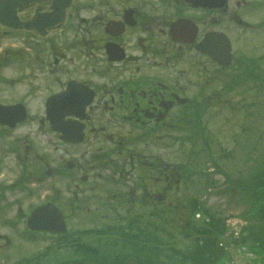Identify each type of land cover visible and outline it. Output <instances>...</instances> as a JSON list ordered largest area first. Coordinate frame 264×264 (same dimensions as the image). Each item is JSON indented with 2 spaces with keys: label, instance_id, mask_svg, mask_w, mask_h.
<instances>
[{
  "label": "flooded vegetation",
  "instance_id": "obj_1",
  "mask_svg": "<svg viewBox=\"0 0 264 264\" xmlns=\"http://www.w3.org/2000/svg\"><path fill=\"white\" fill-rule=\"evenodd\" d=\"M53 1L61 2L62 8L68 3L64 16L61 9L59 13L54 10L50 0H36L31 5L40 8L38 12L31 7L21 10L19 17L31 20L40 14L45 18H62V25L55 29L46 28L44 35L33 29L10 31L3 26L0 31L26 34L28 60L22 70H26L29 78L27 95L39 99V105L28 112L35 119L39 118L44 126L49 125L46 122L48 115L82 118L79 121L83 123L82 142L62 143L61 166L49 169L48 173L61 175L66 184L67 195L59 193L54 198L63 212L66 206L76 205L70 216L79 214V220H83V214L92 222L83 225L80 222V226H73L62 234L42 232L44 236L58 237L61 244L72 248L73 254L41 255L35 262L168 264L165 258L147 253L140 224L137 228H126L109 223L114 219L112 214L140 208L90 204L81 207L77 202L92 200L100 205H113L110 189L102 188L100 184L117 181L119 177L130 183L124 196H128L131 206L137 204L141 192L149 201H156L167 193V186L162 190V184L173 178L172 174L168 177L172 171H167L166 164L154 157L139 158L137 150L124 159H117L112 153L119 151L122 154L128 141L135 144L137 140L144 147H155L153 151L159 147L168 150L167 143L158 139H162L161 136L172 138L184 120H189L190 124L200 104L206 109L209 103L235 102L233 92L241 81L244 64L241 62L243 51L236 46L234 32H243L253 25L247 20L248 16H244L248 10L251 12V1L227 0L220 5L217 0H208L212 6L194 5L190 0ZM37 23L44 28L48 22ZM222 33L227 34L232 43L233 58L228 66L197 48L198 42L208 35H216L218 39L213 50L216 51L219 45L225 50L227 39L221 38ZM66 90L69 103L64 108L71 111L60 113L65 100L48 103L47 99ZM72 154L75 157L70 158ZM142 154L147 157L143 149ZM138 167L144 168L145 172L141 181L134 175ZM37 179L39 181L43 176L27 175L29 182ZM168 188L172 189V186ZM79 230H125L130 237L110 239L111 243L106 245L90 243L82 246L85 241L77 238ZM5 239L9 242L8 237ZM50 244L54 248L59 245L57 239ZM262 244L264 246V241ZM131 257L134 259L127 263Z\"/></svg>",
  "mask_w": 264,
  "mask_h": 264
},
{
  "label": "rangeland",
  "instance_id": "obj_2",
  "mask_svg": "<svg viewBox=\"0 0 264 264\" xmlns=\"http://www.w3.org/2000/svg\"><path fill=\"white\" fill-rule=\"evenodd\" d=\"M256 9L252 17L259 20V16L263 13L264 9L261 7ZM25 35L24 33L4 34L0 31V80H3L0 81V101L14 102L22 100L32 110L33 107L39 105V99L37 97L32 99L27 95V81L29 78L24 73L20 74V72L16 71V64L21 59L24 60L27 57L26 60H28V56L25 55L24 50L26 47ZM235 35L237 36L239 46L243 47L249 56L257 59L264 57V29H261V27L254 29L246 36ZM19 48L23 49L22 54L13 52ZM261 67L264 68V63H262ZM237 89L240 90L241 95L235 96V102L231 103L230 106L219 104L212 107L208 104L207 116L210 118V122L208 123L210 132L214 136H211V145L217 151L213 154L217 159H219L218 155L221 156L222 162H224L222 166L226 171L233 177L240 178L241 176L248 177L251 171H255L254 167L248 163V161H251V158L246 159V157L252 152V146L263 139L264 91H262L261 85L252 80L244 82ZM243 89L248 94L244 93ZM49 131L46 126H41L38 119L35 120L31 116L26 123L18 125L15 129L0 127V193H6L9 200H23L26 211H30L35 205L49 198H54L57 196L55 192H62L65 196L67 195V190L64 188L62 180L56 181L54 179H47V177L42 179L43 183L40 187L38 186L40 181H35L31 184L32 188H29L33 191V194L29 198L26 199L24 195L27 193V190H25L26 183H22V181L26 175L45 174L48 169H57V167L61 166L59 154L64 153L63 145L58 142L59 140L56 135ZM126 137L128 139L132 138L128 135ZM197 144V146L203 148L200 140ZM138 146L139 148L142 147V143L137 142L134 147ZM181 146L183 148L181 153L177 151L176 156H170L179 164L186 156L189 157L190 149L189 142ZM56 148L57 152H55ZM223 148L225 150H222ZM224 151L228 153H223ZM164 152L166 153V151ZM250 156L254 157L253 155ZM73 157L75 156L72 154L70 158ZM167 157L170 158L169 156ZM203 157L205 158L206 155ZM263 158L264 155H262L260 160H263ZM237 159H240V161L246 159V162L244 164L239 163ZM196 163L197 168H202L203 166H206V168L212 167L209 162L208 164L201 165L200 158L197 159ZM215 178L220 186L208 190L206 193L201 192L199 194L202 196L204 206L213 208L222 215L236 212L241 213L247 218V214L245 213H248V205L244 204L241 200L242 197L234 196L231 199L225 195L226 193L221 194L220 191L227 188L228 182H224L220 175H215ZM23 190H25V193H19ZM228 193L230 194V192ZM195 194H197L196 191L192 193V195ZM75 206H70V209H74ZM16 208L17 206L15 205V208L13 207L12 210L9 212L7 210L6 212L9 216L13 215ZM1 221L4 222V219L0 216V231L9 237L10 245L5 246L0 251V258H2L0 259V263L6 261L7 264H12L16 259L22 258L24 255L37 251L41 246H44V244H33V238L41 236H32V238L29 237V247H25V243L24 245L21 243V239L25 240L21 236L24 223H21L19 228L13 231L11 226H9V228L11 227L9 229L7 228L8 226L1 224ZM181 239L182 236L178 232V241L176 240L178 246H186L187 242ZM238 256L239 254L236 256L237 260Z\"/></svg>",
  "mask_w": 264,
  "mask_h": 264
},
{
  "label": "water",
  "instance_id": "obj_3",
  "mask_svg": "<svg viewBox=\"0 0 264 264\" xmlns=\"http://www.w3.org/2000/svg\"><path fill=\"white\" fill-rule=\"evenodd\" d=\"M219 1H224V0H219ZM194 2H200V3H203L201 2V0H195ZM0 5L2 7H6L7 9L10 8V5H11V1L10 0H0ZM2 22V24L4 25H7L9 26L10 28H26V29H30L32 28V24L33 22H17L16 18L14 16H11V14H6V15H3V18L0 19ZM209 39H206V41L204 42H201V44H199L197 47L200 49V50H203V51H206L207 53H210L209 52V43H208ZM230 49H231V46H230V43L229 41L227 42V50L226 52L229 53V58H230ZM223 51V49H221L219 52H218V55H220ZM217 53H215L216 55ZM224 55L222 54L219 58L217 57V59L221 60V62L223 63H226L228 64V60L227 62L223 60V57ZM58 99V97H56ZM26 116V113H25V109L22 105L18 104V105H1L0 104V123H3V124H9V125H15V123L17 121H21L24 119V117ZM54 121H56L55 118H52ZM57 127V129L59 130H63L64 129V126L63 125H55ZM48 207H39V208H36L34 211H33V214L32 217L29 219V225L34 227V228H49L48 226H45V225H38L39 223L42 222H48V217H47V212H48ZM60 223L63 224V221L62 219L60 218L59 219ZM53 231L54 230H64V225L61 227H58L56 225H53V228L50 227Z\"/></svg>",
  "mask_w": 264,
  "mask_h": 264
},
{
  "label": "trees",
  "instance_id": "obj_4",
  "mask_svg": "<svg viewBox=\"0 0 264 264\" xmlns=\"http://www.w3.org/2000/svg\"><path fill=\"white\" fill-rule=\"evenodd\" d=\"M184 139H189V136L185 137ZM179 170L181 171V174L185 177V180L183 179L184 183L188 184L189 183V166H188V164H184V165L179 166ZM180 202L185 203L186 207H188V210L186 213H182L180 205H179V209H178V217L177 218H179V226H182L184 235L189 236V235L198 233L201 236V239L206 240L208 243L211 242L208 245H205V248L202 247L201 245H197L193 249L191 248L192 250L189 248V249H187L186 253L189 254V256H192L194 258L193 260H194L195 264H214L216 258H218L217 256L223 255V251L220 253L215 252L212 254V250H213L212 246H213L214 242H213V236H211L212 235L211 233L215 229L214 224L217 221V219L214 217V215L210 214L212 216L210 223H208L210 228L207 226H203V227L198 228L195 223H193V222L191 223V218L194 217L195 211L198 209L196 207L197 204H195L193 206L192 210L189 212V197H185L182 201H179V203ZM187 213H189L188 216H187ZM182 219L184 220L185 225L181 224L182 222H180V221ZM223 232H224V227H221L220 229H218L216 235H220ZM213 256H214V258L212 259Z\"/></svg>",
  "mask_w": 264,
  "mask_h": 264
}]
</instances>
